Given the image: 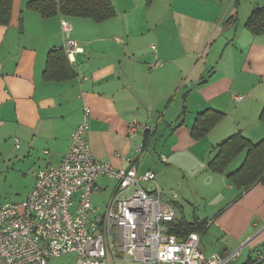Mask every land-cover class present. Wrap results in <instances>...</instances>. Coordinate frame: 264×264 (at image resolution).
Instances as JSON below:
<instances>
[{
	"label": "crops",
	"instance_id": "1",
	"mask_svg": "<svg viewBox=\"0 0 264 264\" xmlns=\"http://www.w3.org/2000/svg\"><path fill=\"white\" fill-rule=\"evenodd\" d=\"M29 1L13 0L9 23L0 25V164L28 181L24 198L34 183L30 171L60 164L87 107L86 140L95 158L126 168L134 156L138 172L153 171L161 198L180 210L175 218L208 221L199 240L206 256L240 248L229 264H264L257 263L264 256V182L242 189L227 177L247 147L225 172L207 169L222 140L264 139V34L244 26L264 0H110L114 14L100 21L60 12L42 17L26 7ZM62 17L82 51L67 58L71 77L46 79L48 52L63 48ZM156 60L161 64L151 67ZM202 112L222 116L195 138ZM134 121L152 133L130 138ZM165 174L185 180L186 188L191 179L197 194L190 196L199 194L201 203L191 202L186 189L175 197L164 191ZM96 184L91 199L103 213L116 180L100 175Z\"/></svg>",
	"mask_w": 264,
	"mask_h": 264
},
{
	"label": "built area",
	"instance_id": "2",
	"mask_svg": "<svg viewBox=\"0 0 264 264\" xmlns=\"http://www.w3.org/2000/svg\"><path fill=\"white\" fill-rule=\"evenodd\" d=\"M60 28L65 53L74 61V54L82 48L70 37L72 26L64 17ZM160 64L156 60L149 65ZM89 111L84 108L85 117L72 131L60 164L30 171L34 183L27 196L19 202L0 203V264H47L48 259L67 253L75 255V264L233 262L240 248L206 256L200 249V234L191 232L180 239L170 231L175 208L162 200L153 171H137L136 157L126 158V168L95 158L86 140ZM151 131L144 122L127 125L130 138ZM143 146L135 149L136 156ZM160 159L166 158L161 155ZM100 175L116 180L103 213L91 199ZM144 183L156 190L149 191Z\"/></svg>",
	"mask_w": 264,
	"mask_h": 264
},
{
	"label": "trees",
	"instance_id": "3",
	"mask_svg": "<svg viewBox=\"0 0 264 264\" xmlns=\"http://www.w3.org/2000/svg\"><path fill=\"white\" fill-rule=\"evenodd\" d=\"M12 6L13 0H0V25L9 23ZM26 7L38 12L42 17H49L60 12L62 15L89 16L95 21H100L114 14L110 0H30ZM244 26L253 35L264 34V6L254 8L248 15ZM67 58L64 48L50 50L47 54L44 77L56 80L71 77L72 71ZM204 113H200L195 120L192 130L195 138L204 135L222 116L221 112H211L208 117H205ZM260 117L264 120V107ZM244 147H247L245 159L235 171L227 174L228 179L233 185L242 189L251 187L257 181L263 183L264 139L253 144L240 134H235L222 140L218 143L219 150L209 161L207 169L219 173L225 172L229 161ZM207 225L206 218L195 217L192 221L175 218L170 223V231L180 239H184L191 232L198 234L205 232Z\"/></svg>",
	"mask_w": 264,
	"mask_h": 264
},
{
	"label": "rangeland",
	"instance_id": "4",
	"mask_svg": "<svg viewBox=\"0 0 264 264\" xmlns=\"http://www.w3.org/2000/svg\"><path fill=\"white\" fill-rule=\"evenodd\" d=\"M163 144V143H162ZM164 164V162H162ZM166 182L163 181L162 184L165 186L163 187L165 190L168 191L171 195L173 191H177L179 193L180 189H183L188 191V195H196L197 193L194 191L195 186L191 184V179H189V186L186 188L184 185L185 180H181L180 183H176L173 179V176L170 174H165ZM177 177V174H176ZM160 180V179H159ZM162 181V180H161ZM148 184L144 183L143 187L147 188ZM29 184L28 181L22 177L19 176L18 172H16L15 169H6L5 166L0 164V203L3 202H19L21 201L25 196V190L28 188ZM192 193V194H191ZM180 194V193H179ZM199 198L198 200H193V196H190L191 202L194 204L201 203L200 195L198 194ZM163 200V199H162ZM172 204V203H171ZM177 208V207H176ZM175 208V209H176ZM191 211L192 208L189 209L187 214L186 211V217L187 219H191ZM176 213L178 216H180V210L177 208ZM185 213V212H184ZM207 234L202 235L203 239L205 238ZM75 255L73 253H67L64 255H61L59 257L50 258L47 261V264H75Z\"/></svg>",
	"mask_w": 264,
	"mask_h": 264
},
{
	"label": "water",
	"instance_id": "5",
	"mask_svg": "<svg viewBox=\"0 0 264 264\" xmlns=\"http://www.w3.org/2000/svg\"><path fill=\"white\" fill-rule=\"evenodd\" d=\"M19 31L22 32L23 30V23H22V18L19 19V25H18ZM264 259V256L259 260L257 263H260Z\"/></svg>",
	"mask_w": 264,
	"mask_h": 264
},
{
	"label": "bare ground",
	"instance_id": "6",
	"mask_svg": "<svg viewBox=\"0 0 264 264\" xmlns=\"http://www.w3.org/2000/svg\"><path fill=\"white\" fill-rule=\"evenodd\" d=\"M67 55V54H66ZM68 57V56H67Z\"/></svg>",
	"mask_w": 264,
	"mask_h": 264
}]
</instances>
